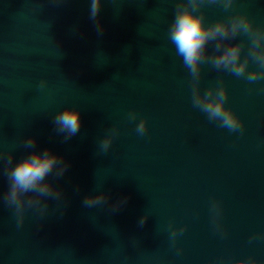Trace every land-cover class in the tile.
<instances>
[{
    "label": "water",
    "instance_id": "water-1",
    "mask_svg": "<svg viewBox=\"0 0 264 264\" xmlns=\"http://www.w3.org/2000/svg\"><path fill=\"white\" fill-rule=\"evenodd\" d=\"M89 8L90 0H0V149L19 160L32 151L22 141L35 136L38 150L70 162L53 181L63 196L48 201L47 213L29 209L17 227L0 201V264H264V81L204 66L202 91L222 80L227 105L245 122L242 133L220 128L193 107L188 70L168 39L176 0H102V35ZM206 10V23L247 12L264 25V0ZM68 106L83 110L82 124L65 141L53 118ZM144 117L148 132L139 136ZM112 128L119 135L104 153L100 141ZM100 191L108 205H83ZM122 197L127 204L113 213ZM170 223L186 226L175 247Z\"/></svg>",
    "mask_w": 264,
    "mask_h": 264
},
{
    "label": "clouds",
    "instance_id": "clouds-1",
    "mask_svg": "<svg viewBox=\"0 0 264 264\" xmlns=\"http://www.w3.org/2000/svg\"><path fill=\"white\" fill-rule=\"evenodd\" d=\"M236 0H176L173 19L168 29V39L175 48L176 55L181 58L183 66L188 70L191 84V100L194 108L206 114L210 122H217L220 128L230 132H243L245 122L236 111L227 105L229 90L223 81L209 86L206 91L201 89L204 66L210 65L214 70L226 72L248 83L264 81V25H257L247 12H232L227 17L212 23H206V6L219 5L225 12L233 9ZM102 0H90L89 17L94 22L98 34H103L104 25L100 20ZM243 37V39H237ZM247 46V51L245 48ZM255 65L256 67H252ZM47 85L46 80L39 84L41 89ZM82 109L68 106L58 112L54 118L56 130L66 133L65 141L76 135L81 127ZM135 111L128 114L130 121L138 117ZM139 136L148 132V118L139 120L135 128ZM119 135L118 128H112L108 135L100 141V149L106 153L113 140ZM37 137H27L22 141L25 149L32 151L21 159H16V153L11 149H0V161L5 167L7 190L0 192V201L12 209L17 220V227L24 224L29 209H35L41 214L48 211V201L58 200L63 191L53 182L61 178L69 169L70 162L52 149L40 151L36 148ZM53 179H49V178ZM111 196L100 191L87 196L83 205L93 208L96 205L107 204ZM127 197L115 201L109 206L113 213L127 204ZM214 226L217 231L223 228L221 217L223 205L216 200L212 203ZM150 214L146 211L140 218L142 227ZM169 238L175 247L179 238L186 231V226L168 225ZM252 239H256L254 235ZM182 251V249L178 250ZM213 264V262H210ZM217 264H226L220 260ZM232 264H262L259 259L241 258Z\"/></svg>",
    "mask_w": 264,
    "mask_h": 264
}]
</instances>
